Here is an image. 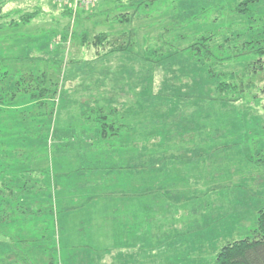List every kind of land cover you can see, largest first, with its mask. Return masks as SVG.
I'll use <instances>...</instances> for the list:
<instances>
[{
	"label": "rangeland",
	"instance_id": "1",
	"mask_svg": "<svg viewBox=\"0 0 264 264\" xmlns=\"http://www.w3.org/2000/svg\"><path fill=\"white\" fill-rule=\"evenodd\" d=\"M141 2L4 6L26 9L1 19L0 264H216L257 238L264 0Z\"/></svg>",
	"mask_w": 264,
	"mask_h": 264
},
{
	"label": "trees",
	"instance_id": "2",
	"mask_svg": "<svg viewBox=\"0 0 264 264\" xmlns=\"http://www.w3.org/2000/svg\"><path fill=\"white\" fill-rule=\"evenodd\" d=\"M35 1L42 3L44 0H35ZM123 1L130 2L132 0H123ZM133 1H136V5H137L135 7V10L137 9L141 14H142V12H141L142 10L140 11V9L143 8V10L145 11L148 8H150L149 7L150 4H147V2L144 3V2H141V0H133ZM149 1L150 2H154L155 0H149ZM243 1L245 3H247V2H250L251 0H243ZM9 2H10V0H0V35L5 34L3 32L9 31V30H7L9 27L6 28V26L3 25V23H1L2 17L7 16V15L8 16L9 15H13V14L14 15H18L20 13H23L22 11L24 9H26L25 7H16L15 9L4 13L3 12V8ZM47 2L52 8L61 9L64 13L68 14L69 18H70V15L73 17V19H77V17H78L80 20H84V18H85V16H84V18L82 16H80V14L82 15V13L79 12L80 13L79 14L77 12L78 11L82 12V10H86V9L78 8L74 15L71 13L72 11L70 10V8L73 7L74 0H66L65 3L60 2V4H58L57 1H54V0H47ZM94 2H95V5L93 6V8L91 7L89 9H87V11L88 10L89 11H93L96 8V5L99 2V0H94ZM97 9H98V7H97ZM35 17H36V14L34 13V14L28 16L27 19L25 18L24 21H18V22L16 21L13 27L22 28L24 26H27V25H29L30 22H32V20H34ZM88 17H89V15H88ZM18 31H20V29L19 30H12V32L15 33V34H12V36L13 35L18 36L19 35ZM9 34L11 35V33H9ZM104 34H106V33H101L100 34L101 38L104 37L103 36ZM10 35H8V36H10ZM206 45H207L206 43H201L199 45L195 44L194 46L192 45L193 48L191 46L190 49L193 52L197 53V54L201 53V51L203 53H205L206 50H207V46ZM128 47L129 46H127L126 49H124V50H127ZM4 60L5 59L0 58V62H4ZM195 64H196V66H198V63H195ZM198 70H200V69H198ZM201 70L205 71V74H207V72H208L207 70H204L203 67L201 68ZM6 74H8V73H6L5 71L2 72V74H1V75H3L2 78H5ZM211 78H208V79H211ZM47 82H48V80H46L45 84ZM0 100H1V98H0ZM144 102L146 104H149V105H156L154 103V101H152V100H146ZM38 108H39V106H38ZM97 112H98V110H97ZM44 116H46L45 113H44ZM106 118H107L106 116H102V118H101L102 121L100 122V125H102V127H105V126L108 125V121H107ZM174 119H176V118H174ZM165 120H167V118L163 119L162 118V114H160V113H158L157 116L152 117L150 119V121L158 123L159 128H158V131L155 128L151 132H153V131L154 132L155 131L161 132V133H163L165 135L166 138H168V137H172L174 135H177L179 133L186 132L185 131V127H188V128H193L194 127V123L192 125H191V123H187V124L184 125V124L180 123L179 119H177L179 121V123L177 125H175V131H170V132H175V134H172V133H170L168 131L167 125L166 124L164 125V121ZM33 122L37 123L39 125V122H37V117L36 116H33ZM42 122L43 123H41V125L43 126L44 131H46L47 130V125H49V123L48 124L46 123V118L42 119ZM41 142H42L43 145H45L43 140L40 141L39 143H41ZM126 158L128 159L129 157H126ZM128 162H132V161H130V159H129ZM80 164H82V163L77 162L76 166H79ZM80 167H79V169H80ZM73 168H74V166L71 167V169H73ZM79 169L76 170L75 172L83 170V167L80 170ZM127 172H131V170L127 171ZM142 196H146V195H142ZM257 232H258L257 238L252 240V241H239V242H235V243H233L231 245H228V246L224 247L219 252V254L217 255L216 264H264V210L260 211L259 216H258Z\"/></svg>",
	"mask_w": 264,
	"mask_h": 264
},
{
	"label": "built area",
	"instance_id": "3",
	"mask_svg": "<svg viewBox=\"0 0 264 264\" xmlns=\"http://www.w3.org/2000/svg\"><path fill=\"white\" fill-rule=\"evenodd\" d=\"M94 5H95L94 0H74L73 7L70 8V10L72 11L74 15L78 7L87 10L91 7L93 8Z\"/></svg>",
	"mask_w": 264,
	"mask_h": 264
},
{
	"label": "crops",
	"instance_id": "4",
	"mask_svg": "<svg viewBox=\"0 0 264 264\" xmlns=\"http://www.w3.org/2000/svg\"><path fill=\"white\" fill-rule=\"evenodd\" d=\"M103 2H107V0H99V2H98V4L96 5V7H102V5H101V3H103ZM109 2V1H108ZM94 11V10H93ZM93 11H87V10H82V12L80 11V13H82V15L80 14V16H82V17H84L85 16V18L87 19L88 18V15H89V17L91 16V14H92V12ZM84 12V13H83ZM88 14V15H87ZM85 19V20H86Z\"/></svg>",
	"mask_w": 264,
	"mask_h": 264
}]
</instances>
